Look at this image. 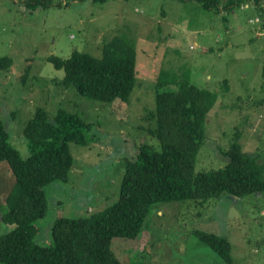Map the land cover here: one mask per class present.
<instances>
[{
  "label": "rangeland",
  "instance_id": "obj_1",
  "mask_svg": "<svg viewBox=\"0 0 264 264\" xmlns=\"http://www.w3.org/2000/svg\"><path fill=\"white\" fill-rule=\"evenodd\" d=\"M117 36L133 39L138 53L137 87L128 104L95 102L58 85L65 73L48 62L51 56L69 59L78 51L102 58V46ZM263 74L264 0H221L210 10L196 0H0V115L11 145L28 157L25 125L39 108L51 120L65 108L94 125L87 145L71 144L75 164L68 181L45 189L49 209L37 222L36 242L54 244L59 218L113 206L125 160H135L142 143L160 146L146 132L155 122L144 117L155 109L163 75L217 95L197 173L223 169L237 138L264 164ZM14 184L8 163L1 162L0 236L13 228L1 218ZM229 198L204 210L191 202L156 206L161 211L150 216L140 238L113 241L117 258L123 264H225L194 239L195 231H208L229 239L233 264H264V194Z\"/></svg>",
  "mask_w": 264,
  "mask_h": 264
},
{
  "label": "trees",
  "instance_id": "obj_2",
  "mask_svg": "<svg viewBox=\"0 0 264 264\" xmlns=\"http://www.w3.org/2000/svg\"><path fill=\"white\" fill-rule=\"evenodd\" d=\"M196 1L206 10L221 3ZM102 51V58L74 51L69 59L51 56L48 62L64 71V78L56 82L66 90L95 102L128 104L137 87L136 44L117 36L105 43ZM166 86L174 88L164 91ZM216 103L215 93L163 75L155 90V109L144 117L155 122L146 132L158 139L160 146L142 143L137 158L125 160L119 199L113 206L88 217L57 219L52 227L54 244L49 247L36 242L37 222L49 209L45 189L56 181H68L75 164L71 144L87 145L88 130L94 125L65 108L51 120L47 111L39 108L25 125L30 154L23 158L9 142L0 115V163L7 162L15 177L1 218L13 228L0 236V264H123L113 241L140 238L150 216L155 218L161 211L156 209L158 205L191 202L204 210L225 195L236 201L264 194V164L259 163V155L245 152L238 138L225 153L228 162L223 169L196 172L205 122ZM193 235L225 264H233L227 237L208 231Z\"/></svg>",
  "mask_w": 264,
  "mask_h": 264
}]
</instances>
